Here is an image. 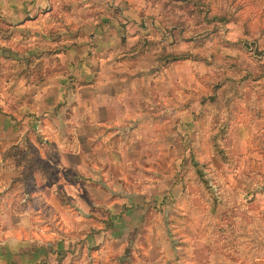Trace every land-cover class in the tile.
<instances>
[{
	"label": "rangeland",
	"instance_id": "rangeland-1",
	"mask_svg": "<svg viewBox=\"0 0 264 264\" xmlns=\"http://www.w3.org/2000/svg\"><path fill=\"white\" fill-rule=\"evenodd\" d=\"M84 5L133 27L132 65L108 113L25 129L53 160L3 151L0 264H264V0L56 1Z\"/></svg>",
	"mask_w": 264,
	"mask_h": 264
},
{
	"label": "crops",
	"instance_id": "crops-1",
	"mask_svg": "<svg viewBox=\"0 0 264 264\" xmlns=\"http://www.w3.org/2000/svg\"><path fill=\"white\" fill-rule=\"evenodd\" d=\"M56 1L0 0V24L8 27L7 33L13 37L0 38V64L4 65V85L0 87V163L7 159L2 158L3 151L24 144L30 146L34 151L18 161L22 169L19 174H24L27 157L53 160L44 153L41 139L27 136L25 129L43 134L62 127L61 114H67L69 106L75 108L81 101L88 113L98 109L108 113V102L117 93L111 92V87L122 80L119 71L132 65L133 55L125 52L128 50L125 45L134 44L129 42L136 37L133 27L123 29L116 18L104 11L93 15L90 5L71 6L66 11L59 9ZM77 14L83 17L77 31L68 26L70 20L60 19H74ZM8 65H17L20 72L15 74ZM106 86L109 91H103ZM83 91L88 95H81ZM45 141L47 145L57 143L51 132ZM56 160L63 166L68 164L63 153H57ZM37 169L30 171L35 186H38ZM12 240L13 237H8L0 242V255L4 254V258L13 252Z\"/></svg>",
	"mask_w": 264,
	"mask_h": 264
}]
</instances>
